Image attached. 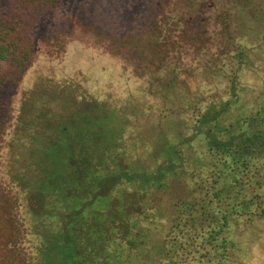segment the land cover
Returning a JSON list of instances; mask_svg holds the SVG:
<instances>
[{
  "label": "trees",
  "instance_id": "trees-1",
  "mask_svg": "<svg viewBox=\"0 0 264 264\" xmlns=\"http://www.w3.org/2000/svg\"><path fill=\"white\" fill-rule=\"evenodd\" d=\"M67 1L0 0V264H264V0H81L54 58L124 83L38 75L16 112Z\"/></svg>",
  "mask_w": 264,
  "mask_h": 264
},
{
  "label": "rangeland",
  "instance_id": "rangeland-1",
  "mask_svg": "<svg viewBox=\"0 0 264 264\" xmlns=\"http://www.w3.org/2000/svg\"><path fill=\"white\" fill-rule=\"evenodd\" d=\"M80 1L81 0H68L67 3L65 2L57 10L49 11L44 15L43 20L39 24L38 30L35 32V41L39 46L38 58L34 65L28 70L20 89L16 90V112L24 90L29 89L32 86L38 75H48L54 78H63L73 77L77 73L81 72L87 77L91 89H93L92 91H94L96 94L104 91L108 84H114V86H118L123 82L124 79L122 77V64L115 57L104 53L99 49L88 47L87 45L85 46L77 39H72L66 45V55L63 57V59L54 58L55 54H63L64 52H61L59 43L54 42L56 46H52L49 43L52 38H50V36L43 35L45 31L43 32L41 28L44 25L42 23L47 22L51 24L56 22L59 17L65 16L68 10H71L72 7H74L73 4L75 6H79L78 4ZM75 10H77V7H75ZM56 25L57 24H53V28H55ZM66 31H63V37L69 35V32ZM124 86L125 85L121 86V88H126ZM4 153L5 149L0 148L1 161H3V158L1 157L4 156ZM248 239L250 241L254 240L253 243H256L253 254L259 257L261 256L260 261L264 262V235L262 234L261 238L258 239L252 235H249Z\"/></svg>",
  "mask_w": 264,
  "mask_h": 264
}]
</instances>
